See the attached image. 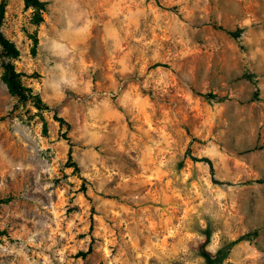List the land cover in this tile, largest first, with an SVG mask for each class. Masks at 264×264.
<instances>
[{
	"label": "rangeland",
	"instance_id": "374dc122",
	"mask_svg": "<svg viewBox=\"0 0 264 264\" xmlns=\"http://www.w3.org/2000/svg\"><path fill=\"white\" fill-rule=\"evenodd\" d=\"M43 1L1 26L49 109L0 64V264H264V0Z\"/></svg>",
	"mask_w": 264,
	"mask_h": 264
},
{
	"label": "trees",
	"instance_id": "16d2710c",
	"mask_svg": "<svg viewBox=\"0 0 264 264\" xmlns=\"http://www.w3.org/2000/svg\"><path fill=\"white\" fill-rule=\"evenodd\" d=\"M26 6H32L35 9V14L33 15V21L36 25L43 21L42 12L46 10L47 2L43 0H23ZM7 0H0V64L2 68L1 79L7 87L8 92L15 96L19 101H29L38 110H48L49 106L41 99L40 95L36 93L31 87L24 85L20 78L18 72L15 70L13 59L19 56V50L15 43L7 38L2 30L1 26L3 24L5 10H6ZM230 34L236 35L234 32H229ZM37 43L35 39V44ZM32 54H34V48L32 49ZM158 65V64H157ZM207 98H214L215 95L212 93L206 94ZM60 123H64L62 117H57ZM46 128V125H44ZM68 159L71 160V148H69ZM75 170L78 169L75 162H71V165ZM214 184H224L226 181H220L218 179L212 178ZM257 183L263 182L262 179L255 180ZM83 192L85 193V187H83ZM224 248H219L215 255H211L208 251H201V255L204 258L206 264H217L225 257ZM232 264V263H229Z\"/></svg>",
	"mask_w": 264,
	"mask_h": 264
}]
</instances>
